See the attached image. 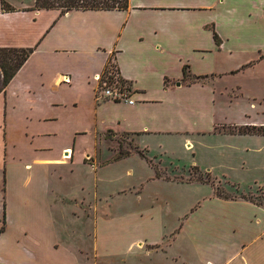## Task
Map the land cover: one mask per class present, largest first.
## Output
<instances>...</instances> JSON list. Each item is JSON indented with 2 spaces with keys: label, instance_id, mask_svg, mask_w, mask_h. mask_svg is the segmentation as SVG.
I'll return each instance as SVG.
<instances>
[{
  "label": "crops",
  "instance_id": "1",
  "mask_svg": "<svg viewBox=\"0 0 264 264\" xmlns=\"http://www.w3.org/2000/svg\"><path fill=\"white\" fill-rule=\"evenodd\" d=\"M3 1L14 10L0 0V47L34 50L5 87L0 69V264H264L262 202L163 173V134H219L257 171L242 192L264 188V134L201 130L197 122L223 94L216 79L264 65V0H129L122 10L65 13ZM219 52L257 56L222 72L209 62ZM110 60L118 68L112 82L126 81L133 104L103 94ZM230 86L251 108L222 125L264 126V85ZM107 132L131 135L162 177L133 149L115 158ZM207 174L228 178L212 167ZM143 189L157 200L143 224L130 215L104 219L105 203ZM161 199L169 204L163 218Z\"/></svg>",
  "mask_w": 264,
  "mask_h": 264
},
{
  "label": "rangeland",
  "instance_id": "2",
  "mask_svg": "<svg viewBox=\"0 0 264 264\" xmlns=\"http://www.w3.org/2000/svg\"><path fill=\"white\" fill-rule=\"evenodd\" d=\"M24 2H32V0H23ZM257 56L256 53H215L212 55L209 62L211 65L217 68V70H228L230 68L239 67L241 61L250 60ZM207 61V60H206ZM252 63L249 69L242 68L235 76L233 74H224L221 79L217 81V85L223 88V94L219 93L214 103H209V109L206 112L201 113L202 116L197 120L201 130L213 131L214 128L218 130L230 131L236 129L232 124H223L230 121L238 122L242 120V110L245 108H251V98L243 92L242 95H238L235 92L236 88L230 86L233 81L240 84L254 83L256 81L258 87L264 85V65ZM247 70V71H246ZM230 75V77H228ZM263 76V77H262ZM190 76L188 81H192ZM212 89L217 87L210 83ZM103 86V84H102ZM242 89V88H241ZM243 91V89H242ZM196 123V126H198ZM237 125H240L237 123ZM189 141L191 146L184 145ZM226 138L219 134H187L181 131H168L163 134V165L168 169H163V173L170 176H175L184 180H197L202 178L205 183L213 186L215 193L227 198H240L248 196L242 191H249L252 179L257 176L255 169L248 168V166L242 164L239 161L241 155V147L239 144L229 145ZM104 145L109 150H115L118 153L119 148L123 151L129 149H135L133 144V138L131 135L123 134L114 136L112 133L107 132L104 135ZM231 156L233 157L231 161ZM231 162L233 167L227 166ZM197 167L198 169L194 168ZM212 167V170L220 171L221 174L228 175L225 179L226 182L213 178L210 174H207L208 168ZM211 171V170H209ZM226 172V173H225ZM123 186H129L132 180L126 179L122 181ZM253 184V183H252ZM250 193V192H249ZM252 193V192H251ZM254 200L262 202L264 204V188L260 187L253 192ZM153 198V191L150 189L142 190L141 192H127L119 196L114 197L109 203H105L102 210V215L105 220L115 219L121 215H130L128 219L136 218L137 223H142L145 220L146 212L151 206ZM161 201H163L161 199ZM156 204V203H155ZM169 205V204H168ZM167 203L161 202L157 206L160 208L161 218H163V212L166 216L168 212ZM141 214H144L141 216ZM133 216V217H132ZM174 220V219H173ZM171 216H169L168 226L173 222ZM182 221V220H181ZM74 219L73 224H76ZM146 223V222H145ZM176 224V220L174 221ZM91 222L87 224V229L90 228ZM169 228V227H168ZM185 239V236H184ZM135 255H130L134 257ZM155 263H157L155 261ZM87 264V263H86ZM88 264H91L90 262Z\"/></svg>",
  "mask_w": 264,
  "mask_h": 264
},
{
  "label": "trees",
  "instance_id": "3",
  "mask_svg": "<svg viewBox=\"0 0 264 264\" xmlns=\"http://www.w3.org/2000/svg\"><path fill=\"white\" fill-rule=\"evenodd\" d=\"M129 6V0H35L33 9H58L61 13L68 12L74 9L81 10H113V9H126ZM2 7L4 10L13 11L14 9L9 6L5 1L2 0ZM215 40L217 43L220 42L218 35L215 33ZM34 47L28 48H15V47H0V69L2 72V87H5L9 81L14 77L17 71L28 59L30 54L33 52ZM184 76L188 77L187 66L184 68ZM118 73V68L112 61L106 65L104 72L102 74V80L111 83L115 80V76ZM200 78V77H196ZM119 82L126 83L125 80L119 78ZM236 129L230 130L229 132L237 133H258L264 134V126H234ZM134 151L137 152L142 158H144L154 169L156 177H162V172L158 165L154 163L153 159L150 158L146 151L140 149L138 146H134ZM130 154V150L123 151L119 148L118 153L115 158H120ZM198 169L197 167H194ZM196 181H204L202 178H197ZM218 196H221L217 194ZM224 197V196H221ZM227 198V197H224ZM243 198H248L254 200L252 196H243ZM4 227L0 230L2 232Z\"/></svg>",
  "mask_w": 264,
  "mask_h": 264
},
{
  "label": "built area",
  "instance_id": "4",
  "mask_svg": "<svg viewBox=\"0 0 264 264\" xmlns=\"http://www.w3.org/2000/svg\"><path fill=\"white\" fill-rule=\"evenodd\" d=\"M98 78L100 79V77ZM102 91L107 98L112 99L114 101H125L129 104H133L135 102L132 98V89L126 83H121L117 80L109 84L104 82L102 86Z\"/></svg>",
  "mask_w": 264,
  "mask_h": 264
},
{
  "label": "water",
  "instance_id": "5",
  "mask_svg": "<svg viewBox=\"0 0 264 264\" xmlns=\"http://www.w3.org/2000/svg\"><path fill=\"white\" fill-rule=\"evenodd\" d=\"M177 84L179 85L180 83L178 82Z\"/></svg>",
  "mask_w": 264,
  "mask_h": 264
}]
</instances>
